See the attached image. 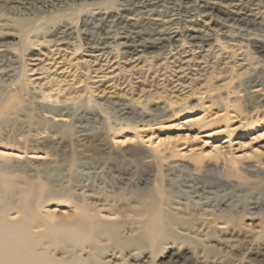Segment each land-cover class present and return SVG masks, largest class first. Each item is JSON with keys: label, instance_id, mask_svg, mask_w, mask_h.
I'll return each instance as SVG.
<instances>
[{"label": "rangeland", "instance_id": "374dc122", "mask_svg": "<svg viewBox=\"0 0 264 264\" xmlns=\"http://www.w3.org/2000/svg\"><path fill=\"white\" fill-rule=\"evenodd\" d=\"M167 2H0V223L26 194L45 264H264V0ZM153 21L214 38L122 54Z\"/></svg>", "mask_w": 264, "mask_h": 264}, {"label": "bare ground", "instance_id": "6f19581e", "mask_svg": "<svg viewBox=\"0 0 264 264\" xmlns=\"http://www.w3.org/2000/svg\"><path fill=\"white\" fill-rule=\"evenodd\" d=\"M167 1H173V0H140L139 9H146L148 7L159 5V4L167 2ZM177 1H179V0H177ZM220 1L221 0H200V5H199L200 14L201 13H203V14L207 13V15H208V14H212L214 11H219L220 8L217 5L220 3ZM0 2H1V4L3 2H8V3H12V4L26 6V5L38 4V3H42V2H46V3L47 2L48 3L51 2V3H54V4L55 3L61 4V3L67 2V0H0ZM143 15H144V13H143ZM227 16L233 22L237 21V22H239V24H240V22L245 24L247 27H246V29H241L243 31H245V30L249 31L247 29L249 26H251L250 29H257L256 26L260 25V23L255 21V19H256L255 17H246V16H242V15H239V14H236L235 16L234 15L230 16L229 14H227ZM85 17H87V16H85ZM156 19H158V18L156 17ZM195 20H197V16H194V15L188 16L187 21L193 22ZM153 22L154 23H153L152 27H153V31H155V36L154 37L141 38L139 40L138 39L137 40H128V39H126L123 42H120L119 44L117 43L121 47V49L123 51L122 54H126V52H128V51H131V52L136 51L138 48L144 50L146 48H154V47H156V48L161 50V48L162 49L165 48L166 45H170V49H169L168 52L166 50L164 51V49L161 52L159 50V53L154 55V56H151V58L164 57V56H167L168 54H171V53H174L177 56H180L183 53H185V50L181 49L182 48L181 46H183V43L189 44V47H190L189 51H191L192 53H198V52L202 53L204 51H207V49H205V48L209 45V43L214 38L211 33H208V32L203 31L201 29H197V28L195 29L194 27L193 28L191 27V29H186V31L183 32V33L180 32V31H168L167 32L166 29H165V26H164L165 31L163 30V28H161V25L163 23H159V21L158 22L153 21ZM165 22L166 21H164V23ZM69 23L70 22H68V24ZM134 23H138V20H135L133 22V24ZM68 24L66 26H67V28H70V24L69 25ZM233 25H234V23H233ZM62 30L63 31H61V29L58 30L60 32L57 33V36L54 39L56 43H58V42L59 43H66V42L71 41L72 37L71 38L69 37L70 35H68V33H66L65 28L64 29L62 28ZM239 30H240V28H239ZM246 33H249V32H246ZM243 37H245V36H243ZM252 38L253 37H248L246 39L250 40ZM178 43H180V45ZM76 47H79V46H76ZM87 47H88L89 54H91V56H93L95 59L98 58V57H102V58L103 57L105 58L106 56L108 57L111 54L110 48L112 49V47H110L109 43H103V44H97V45L89 44ZM76 49H78V48H76ZM117 54H118V51H117ZM107 60H108V58H107ZM105 61H106V59H105ZM111 61H112V59H111ZM101 63H103V62H101ZM254 86H257V84L256 83L255 84H251V87H254ZM26 199H27V195L25 194L24 198H23V204L21 206V209L24 212V221L23 222H21L19 224H17V223L16 224H3V223H0V264H45V262H44V260L42 258H39V257L35 256L34 251H33L34 250L33 249L34 248V244L29 239V237L27 235V232H26V229H25L27 223L32 219V215H31V213H30V211L28 209L27 200Z\"/></svg>", "mask_w": 264, "mask_h": 264}]
</instances>
